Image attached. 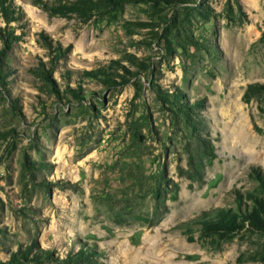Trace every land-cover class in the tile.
Instances as JSON below:
<instances>
[{"label":"rangeland","instance_id":"obj_1","mask_svg":"<svg viewBox=\"0 0 264 264\" xmlns=\"http://www.w3.org/2000/svg\"><path fill=\"white\" fill-rule=\"evenodd\" d=\"M12 1L0 264H264V233H202L264 198V0Z\"/></svg>","mask_w":264,"mask_h":264},{"label":"trees","instance_id":"obj_2","mask_svg":"<svg viewBox=\"0 0 264 264\" xmlns=\"http://www.w3.org/2000/svg\"><path fill=\"white\" fill-rule=\"evenodd\" d=\"M115 1V0H110ZM140 2H147L151 4H158V2H187L190 0H139ZM15 5L12 0H0V12L8 20L15 14ZM174 97L179 102V108L184 114L186 124L190 127H194L198 122L192 118L193 108L189 103L182 101V94L177 92ZM243 101L246 104H250L253 101H257L259 104L264 105V83H251L247 86ZM259 110L264 115V107H259ZM200 138L204 150L208 153L212 160L217 157L216 151L210 141ZM264 184V181H263ZM253 206L248 211L235 212L231 209L220 210L214 215H207L202 220V233L206 237L212 235H218L220 237H227L233 233L240 232L244 229H250L256 232L264 233V198L254 197Z\"/></svg>","mask_w":264,"mask_h":264},{"label":"bare ground","instance_id":"obj_3","mask_svg":"<svg viewBox=\"0 0 264 264\" xmlns=\"http://www.w3.org/2000/svg\"><path fill=\"white\" fill-rule=\"evenodd\" d=\"M241 133L243 134V132L241 131ZM244 135V134H243ZM241 136V135H240ZM244 137V136H243ZM160 252H161V250H160ZM161 254V253H160ZM164 254H166L165 252H164ZM139 255V254H138ZM163 256V255H162ZM167 257V256H166ZM169 257H171V255H169ZM168 258V257H167ZM158 259V258H157ZM170 259V258H169ZM166 260V259H165Z\"/></svg>","mask_w":264,"mask_h":264}]
</instances>
